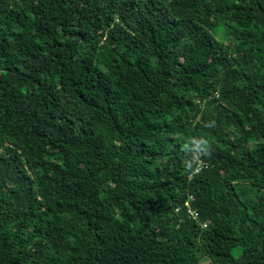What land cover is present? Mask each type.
<instances>
[{
    "label": "trees",
    "instance_id": "1",
    "mask_svg": "<svg viewBox=\"0 0 264 264\" xmlns=\"http://www.w3.org/2000/svg\"><path fill=\"white\" fill-rule=\"evenodd\" d=\"M0 264H264V0H0Z\"/></svg>",
    "mask_w": 264,
    "mask_h": 264
},
{
    "label": "clouds",
    "instance_id": "2",
    "mask_svg": "<svg viewBox=\"0 0 264 264\" xmlns=\"http://www.w3.org/2000/svg\"><path fill=\"white\" fill-rule=\"evenodd\" d=\"M205 143H206V148L203 150L202 155L208 156L211 154V144L209 143V141L207 139L205 140ZM197 219H199V217ZM203 226H204V224H203ZM204 227H206V226H204Z\"/></svg>",
    "mask_w": 264,
    "mask_h": 264
},
{
    "label": "built area",
    "instance_id": "3",
    "mask_svg": "<svg viewBox=\"0 0 264 264\" xmlns=\"http://www.w3.org/2000/svg\"><path fill=\"white\" fill-rule=\"evenodd\" d=\"M197 171H199V169H198ZM187 205H188V207L190 208L189 212H190V214L192 215V217L195 218V219H197V218L199 217V213H198L196 210H193V209L190 207L189 203H187ZM204 226H206V224H204Z\"/></svg>",
    "mask_w": 264,
    "mask_h": 264
},
{
    "label": "rangeland",
    "instance_id": "4",
    "mask_svg": "<svg viewBox=\"0 0 264 264\" xmlns=\"http://www.w3.org/2000/svg\"><path fill=\"white\" fill-rule=\"evenodd\" d=\"M241 251H242V249H241L240 247H239V248H236V249L234 250V254H235V256H240Z\"/></svg>",
    "mask_w": 264,
    "mask_h": 264
}]
</instances>
